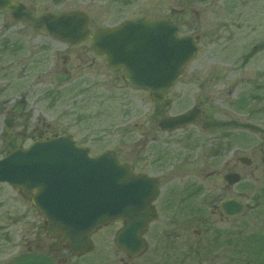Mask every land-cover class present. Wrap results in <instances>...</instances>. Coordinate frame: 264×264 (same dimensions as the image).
I'll use <instances>...</instances> for the list:
<instances>
[{
    "label": "rangeland",
    "instance_id": "rangeland-1",
    "mask_svg": "<svg viewBox=\"0 0 264 264\" xmlns=\"http://www.w3.org/2000/svg\"><path fill=\"white\" fill-rule=\"evenodd\" d=\"M20 1L36 14L84 10L93 28L114 26L124 17L168 18L181 35L197 38L198 52L157 105L148 91L133 89L104 61L90 66L95 54L88 42L62 43L45 27L15 21L0 10V158L50 125L49 135H72L94 156L114 151L142 172L151 150L170 153L176 165L209 166L204 155L226 131L234 143L243 138L255 162L264 159V0ZM78 53L88 64L77 61ZM194 106L203 111L196 123L160 130V119ZM44 230L43 216L20 190L0 183V264L39 248L28 241L35 234L44 238Z\"/></svg>",
    "mask_w": 264,
    "mask_h": 264
},
{
    "label": "water",
    "instance_id": "water-1",
    "mask_svg": "<svg viewBox=\"0 0 264 264\" xmlns=\"http://www.w3.org/2000/svg\"><path fill=\"white\" fill-rule=\"evenodd\" d=\"M0 10L15 20L45 25L54 38L64 42L78 44L90 38L112 68L124 66L126 80L150 90L158 103L164 102L198 50L197 38L178 35V26L171 20L137 19L92 31L88 15L81 10L36 17L16 0H0ZM199 116L200 110L193 108L160 125L172 130ZM0 182L19 188L31 199L45 217L48 234L59 236L57 245L67 244L74 253L88 250L90 233L109 221H127L122 233L129 236L134 230L144 232L153 217L150 203L156 187L148 176L136 174L114 152L91 156L88 148L68 135L10 151L0 159ZM11 264L53 262L44 255L23 254Z\"/></svg>",
    "mask_w": 264,
    "mask_h": 264
},
{
    "label": "flooded vegetation",
    "instance_id": "flooded-vegetation-1",
    "mask_svg": "<svg viewBox=\"0 0 264 264\" xmlns=\"http://www.w3.org/2000/svg\"><path fill=\"white\" fill-rule=\"evenodd\" d=\"M123 19L163 18L142 15ZM87 42L91 45L87 50L95 54L90 66L103 61L108 66L106 56L94 51L91 40L83 43ZM84 56L78 53L77 61L83 58L86 63ZM70 61V57L64 58V64ZM49 128L47 125L46 131L38 132L35 140L52 138ZM232 136L226 131L216 138L204 155L209 156V166L206 162L176 165L170 162L173 155L154 150L146 160L145 172L131 164L156 187L150 203L153 218L142 234L137 230L129 236L121 234L126 221L119 220L93 231L92 248L87 252L74 254L67 245L57 247V238L45 233L44 238L35 234L28 241L40 244L39 248L23 253L44 254L53 264H264V159L255 162L247 154L243 138L234 143ZM154 139L150 138V143Z\"/></svg>",
    "mask_w": 264,
    "mask_h": 264
}]
</instances>
